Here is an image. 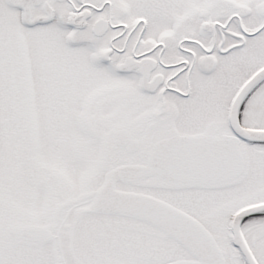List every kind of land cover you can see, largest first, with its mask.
<instances>
[{"label": "snow or ice", "instance_id": "6c2138e0", "mask_svg": "<svg viewBox=\"0 0 264 264\" xmlns=\"http://www.w3.org/2000/svg\"><path fill=\"white\" fill-rule=\"evenodd\" d=\"M0 264H264V0H0Z\"/></svg>", "mask_w": 264, "mask_h": 264}]
</instances>
